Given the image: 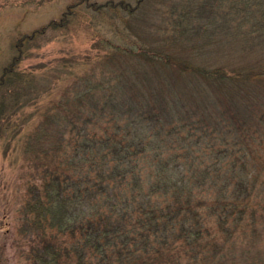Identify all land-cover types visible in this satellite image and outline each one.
Returning a JSON list of instances; mask_svg holds the SVG:
<instances>
[{
	"label": "trees",
	"instance_id": "trees-1",
	"mask_svg": "<svg viewBox=\"0 0 264 264\" xmlns=\"http://www.w3.org/2000/svg\"><path fill=\"white\" fill-rule=\"evenodd\" d=\"M212 3L264 52V0ZM70 11L17 39L0 74V153L26 168L28 264H230L240 240L243 264H264L252 251L264 239V58L227 68L129 39L57 91L44 64L22 63Z\"/></svg>",
	"mask_w": 264,
	"mask_h": 264
},
{
	"label": "rangeland",
	"instance_id": "rangeland-1",
	"mask_svg": "<svg viewBox=\"0 0 264 264\" xmlns=\"http://www.w3.org/2000/svg\"><path fill=\"white\" fill-rule=\"evenodd\" d=\"M120 1L0 0V74L16 53L17 39L51 20L61 19L71 8L69 26L50 28L41 39V46L34 49L35 54L22 63L26 68L44 64L37 71H41L46 83L57 84V91L92 67L99 74L102 67L98 54L116 49L115 44L133 43L129 39L141 38L146 41L141 45H164L177 50L188 61L227 68L261 63L264 58L258 45H250L238 36L239 30L234 28L235 35H231L230 21L220 19V15L216 19L211 9L214 0L207 1L201 16L196 6L202 0H144L139 6V0H124L135 7L133 13L111 6ZM212 21L219 22L216 29ZM153 36L157 39L153 40ZM60 56L73 57L74 64L61 67L56 60ZM23 162L19 152L9 156L0 153V264H28L23 254L26 240L18 231L19 207L26 187ZM257 244L252 247L253 255L258 260L264 259V239ZM246 245L245 240L238 241L236 259L230 264L245 263L241 248Z\"/></svg>",
	"mask_w": 264,
	"mask_h": 264
}]
</instances>
